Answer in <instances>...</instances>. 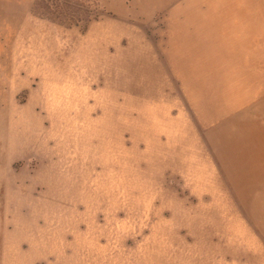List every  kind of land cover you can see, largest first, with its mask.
I'll return each instance as SVG.
<instances>
[{
	"label": "rangeland",
	"instance_id": "374dc122",
	"mask_svg": "<svg viewBox=\"0 0 264 264\" xmlns=\"http://www.w3.org/2000/svg\"><path fill=\"white\" fill-rule=\"evenodd\" d=\"M240 205L264 0H0V264H228Z\"/></svg>",
	"mask_w": 264,
	"mask_h": 264
},
{
	"label": "crops",
	"instance_id": "0c3cea01",
	"mask_svg": "<svg viewBox=\"0 0 264 264\" xmlns=\"http://www.w3.org/2000/svg\"><path fill=\"white\" fill-rule=\"evenodd\" d=\"M232 192H234L232 185L227 182V195L232 196ZM234 200L235 202L237 201V203H240V199L235 198ZM240 211L245 217H243L245 219L244 225L247 226L241 227V230L236 233L234 239L231 237V241L237 240L238 242L229 243V245L233 247L232 250L234 253H228L227 259H231L229 262L239 260V264H264V232L256 226L246 213H244L241 205ZM249 222L253 227H248ZM249 228H254L255 235L257 236L256 240L253 239V234L249 231ZM232 229L233 228H228V230ZM229 262L228 264H233Z\"/></svg>",
	"mask_w": 264,
	"mask_h": 264
}]
</instances>
